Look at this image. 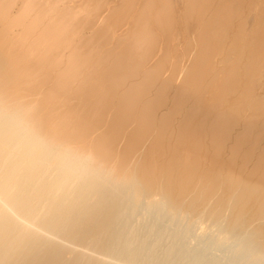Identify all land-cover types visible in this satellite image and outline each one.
Segmentation results:
<instances>
[{
	"label": "bare ground",
	"instance_id": "1",
	"mask_svg": "<svg viewBox=\"0 0 264 264\" xmlns=\"http://www.w3.org/2000/svg\"><path fill=\"white\" fill-rule=\"evenodd\" d=\"M139 2L0 0V264H264V0Z\"/></svg>",
	"mask_w": 264,
	"mask_h": 264
},
{
	"label": "rangeland",
	"instance_id": "2",
	"mask_svg": "<svg viewBox=\"0 0 264 264\" xmlns=\"http://www.w3.org/2000/svg\"><path fill=\"white\" fill-rule=\"evenodd\" d=\"M139 1H140V0H138V3H140ZM141 1H142V0H141ZM13 11H14V13H15V12H16V9H12V10H11V13H13ZM125 27H127V26H123V27L121 28L122 30H121V29H120V30L123 31L124 29H126Z\"/></svg>",
	"mask_w": 264,
	"mask_h": 264
}]
</instances>
